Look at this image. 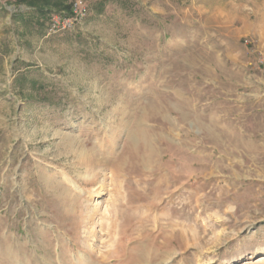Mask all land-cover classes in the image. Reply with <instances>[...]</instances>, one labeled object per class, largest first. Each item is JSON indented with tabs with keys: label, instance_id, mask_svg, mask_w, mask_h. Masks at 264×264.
<instances>
[{
	"label": "rangeland",
	"instance_id": "rangeland-1",
	"mask_svg": "<svg viewBox=\"0 0 264 264\" xmlns=\"http://www.w3.org/2000/svg\"><path fill=\"white\" fill-rule=\"evenodd\" d=\"M78 1L0 0V264H264V0Z\"/></svg>",
	"mask_w": 264,
	"mask_h": 264
},
{
	"label": "built area",
	"instance_id": "built-area-1",
	"mask_svg": "<svg viewBox=\"0 0 264 264\" xmlns=\"http://www.w3.org/2000/svg\"><path fill=\"white\" fill-rule=\"evenodd\" d=\"M86 15V8L81 4V1L75 0L71 7L69 13L65 15H51L49 19V33H57L67 29H72L75 25L80 23V21Z\"/></svg>",
	"mask_w": 264,
	"mask_h": 264
},
{
	"label": "trees",
	"instance_id": "trees-1",
	"mask_svg": "<svg viewBox=\"0 0 264 264\" xmlns=\"http://www.w3.org/2000/svg\"><path fill=\"white\" fill-rule=\"evenodd\" d=\"M36 10L40 12H49L58 10L59 12L70 11L71 5L66 3V0H24Z\"/></svg>",
	"mask_w": 264,
	"mask_h": 264
},
{
	"label": "bare ground",
	"instance_id": "bare-ground-1",
	"mask_svg": "<svg viewBox=\"0 0 264 264\" xmlns=\"http://www.w3.org/2000/svg\"><path fill=\"white\" fill-rule=\"evenodd\" d=\"M96 176V175H95ZM93 179V178H92ZM64 180L72 183L74 186H76V183H74L73 180H71L68 176H64ZM78 184V183H77ZM83 192V191H82ZM87 192V191H86ZM101 192V191H100ZM85 193V191H84ZM260 261H264V255H259L257 256V258L255 259V262H260ZM245 263H248V262H245Z\"/></svg>",
	"mask_w": 264,
	"mask_h": 264
}]
</instances>
